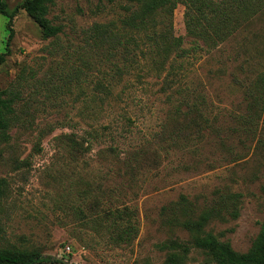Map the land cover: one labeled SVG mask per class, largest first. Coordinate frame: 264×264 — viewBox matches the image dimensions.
I'll list each match as a JSON object with an SVG mask.
<instances>
[{"label":"rangeland","instance_id":"obj_1","mask_svg":"<svg viewBox=\"0 0 264 264\" xmlns=\"http://www.w3.org/2000/svg\"><path fill=\"white\" fill-rule=\"evenodd\" d=\"M23 1L6 0L11 10ZM138 9L126 0H54L48 17L62 31L48 39L18 11L0 67V89L16 98L11 138L0 140V250L36 249L52 264H162L160 243L188 239L164 226L162 208L184 195L203 209L229 192L242 194L239 216L208 229L236 251L253 245L264 221V125L248 122V92L264 73V20L212 50L171 51L158 65L147 34L162 25H125ZM185 11L175 9L173 33L189 49ZM7 22L0 14V53ZM172 69L177 77L163 87ZM179 98L192 105L185 117ZM88 131L91 151L74 157V132ZM111 209L129 210L138 228L130 242L114 238Z\"/></svg>","mask_w":264,"mask_h":264},{"label":"trees","instance_id":"obj_2","mask_svg":"<svg viewBox=\"0 0 264 264\" xmlns=\"http://www.w3.org/2000/svg\"><path fill=\"white\" fill-rule=\"evenodd\" d=\"M115 2L117 0H107ZM138 5L139 9L134 12L125 22L126 26L147 32L162 25V30H153V35L147 34L149 40L157 42L160 58L158 65L164 61V55L176 51L178 57H186L191 53L212 50L229 40L237 32L248 28L256 19L264 20V0H126ZM54 0H24L15 9L11 10L6 0H0V14L8 18L7 27L9 35L6 49L0 53V67L7 61L9 45L14 36L13 21L20 9L28 15L40 27L43 37L48 39L57 36L61 26L53 24L48 17L49 6ZM183 4L186 7L185 18L187 33L193 39L189 49L182 48L183 38L176 37L173 33V18L175 9ZM96 33L114 38L106 26H96ZM264 38V34H263ZM177 73L173 69L164 79L163 87H171ZM253 89L248 92L249 110L248 122L261 119L264 125V73L253 84ZM167 91V88H164ZM111 93V90L109 89ZM180 93V92H177ZM172 97L174 95L172 94ZM171 99V97H170ZM180 103L176 106V113L182 117L187 116L192 105L186 98H179ZM16 98L7 90L0 89V140L8 142L11 138L10 131L14 125ZM194 111L198 115L199 110L194 104ZM191 111V110H190ZM96 139L92 131L86 135L74 132L71 138L74 157L88 154ZM41 140V139H40ZM264 155V137L259 140ZM40 149V148H38ZM264 196V186L262 188ZM7 193L6 180L0 179V204ZM241 193H225L219 195L210 205L203 209L182 195L178 201L164 206L161 217L164 226L170 229L178 228L187 232L188 239L170 237L159 244V249L166 253L162 264H189L200 256L201 264H264V221L260 232L247 252L236 251L229 241H224L208 227L215 221H226L227 216L237 218L239 216ZM264 208V200H263ZM129 210H109V229L115 234L118 242L128 243L137 234V225L130 216ZM55 263L49 257L44 256L38 250H26L9 248L0 250V264H52Z\"/></svg>","mask_w":264,"mask_h":264},{"label":"built area","instance_id":"obj_3","mask_svg":"<svg viewBox=\"0 0 264 264\" xmlns=\"http://www.w3.org/2000/svg\"><path fill=\"white\" fill-rule=\"evenodd\" d=\"M68 250H70V249L68 248Z\"/></svg>","mask_w":264,"mask_h":264}]
</instances>
